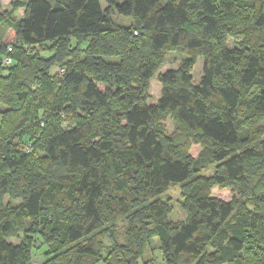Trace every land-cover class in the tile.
<instances>
[{
    "label": "trees",
    "instance_id": "16d2710c",
    "mask_svg": "<svg viewBox=\"0 0 264 264\" xmlns=\"http://www.w3.org/2000/svg\"><path fill=\"white\" fill-rule=\"evenodd\" d=\"M105 3L0 11V264H140L154 237L166 264H264V0Z\"/></svg>",
    "mask_w": 264,
    "mask_h": 264
},
{
    "label": "rangeland",
    "instance_id": "374dc122",
    "mask_svg": "<svg viewBox=\"0 0 264 264\" xmlns=\"http://www.w3.org/2000/svg\"><path fill=\"white\" fill-rule=\"evenodd\" d=\"M11 3H9V0H0V11H6L10 9ZM102 5L106 6L105 0H102ZM24 14V9H20L17 15L19 17H22ZM114 19L118 22H123L124 24H131V18L128 16H123L119 14L114 15ZM4 27L0 24V35L3 34ZM229 43L232 48L236 47L235 41L232 38H229ZM183 55L180 51H172L168 53L167 62L163 65V67L159 70V73H165L169 69H176L179 67L181 59ZM58 71V68L54 69V72ZM203 75V58L199 57L197 63L194 65L192 69V76L194 82H199L201 80V77ZM101 89H104L105 86L100 84ZM150 93V100L149 103H156L158 99L161 97L162 93V83L159 81L158 77H155L151 80V87L149 90ZM165 126L167 127L168 131L171 133L174 130V123L172 119H168L165 123ZM202 147L199 144L192 145L190 149V154L194 157H197L201 151ZM215 170V164L209 165L208 168H205L201 173L202 175L210 176L214 173ZM180 184H173L169 187L167 191V195L169 196V199L172 201L173 204V212L170 214V220L177 221V220H185L187 217L186 211L182 207L183 197H182V190H181ZM212 195L222 199L224 201H231V200H238L241 199L239 196L238 191H235L232 188L225 187L222 188L218 185L214 186L212 188ZM9 197L7 196L5 203H8ZM16 202V201H15ZM14 242H18V240L13 239ZM109 243V241H107ZM46 250V247L43 246L42 248L35 249L33 251V264H43V255ZM149 258H154L157 260L158 264H166L160 249V240L158 237L152 238L150 243H148V246L146 248L145 257L142 261H140V264H143L144 260H147ZM104 264V263H100Z\"/></svg>",
    "mask_w": 264,
    "mask_h": 264
},
{
    "label": "built area",
    "instance_id": "2783aa9c",
    "mask_svg": "<svg viewBox=\"0 0 264 264\" xmlns=\"http://www.w3.org/2000/svg\"><path fill=\"white\" fill-rule=\"evenodd\" d=\"M11 49V48H10ZM6 62H8V63H10L11 62V58H7L6 60H5ZM63 68L62 69H60V73L62 74L63 73Z\"/></svg>",
    "mask_w": 264,
    "mask_h": 264
},
{
    "label": "crops",
    "instance_id": "0c3cea01",
    "mask_svg": "<svg viewBox=\"0 0 264 264\" xmlns=\"http://www.w3.org/2000/svg\"><path fill=\"white\" fill-rule=\"evenodd\" d=\"M13 0H9V3H11Z\"/></svg>",
    "mask_w": 264,
    "mask_h": 264
}]
</instances>
